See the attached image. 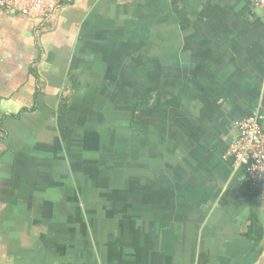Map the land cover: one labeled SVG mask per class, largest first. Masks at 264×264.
Wrapping results in <instances>:
<instances>
[{
    "label": "crops",
    "instance_id": "crops-1",
    "mask_svg": "<svg viewBox=\"0 0 264 264\" xmlns=\"http://www.w3.org/2000/svg\"><path fill=\"white\" fill-rule=\"evenodd\" d=\"M61 6L0 9V264H264V181L224 158L264 135L262 9Z\"/></svg>",
    "mask_w": 264,
    "mask_h": 264
},
{
    "label": "built area",
    "instance_id": "built-area-1",
    "mask_svg": "<svg viewBox=\"0 0 264 264\" xmlns=\"http://www.w3.org/2000/svg\"><path fill=\"white\" fill-rule=\"evenodd\" d=\"M260 8L264 14V0H244ZM62 0H0V9L8 15H22L30 19H47L58 13ZM264 23V17H263ZM262 118L252 114L236 124L238 137L225 155L234 164L242 166L247 180L252 184L264 181V135L261 130Z\"/></svg>",
    "mask_w": 264,
    "mask_h": 264
},
{
    "label": "trees",
    "instance_id": "trees-1",
    "mask_svg": "<svg viewBox=\"0 0 264 264\" xmlns=\"http://www.w3.org/2000/svg\"><path fill=\"white\" fill-rule=\"evenodd\" d=\"M146 101V100H145ZM139 108H140V106H139Z\"/></svg>",
    "mask_w": 264,
    "mask_h": 264
}]
</instances>
